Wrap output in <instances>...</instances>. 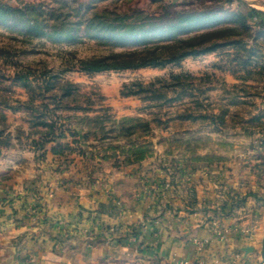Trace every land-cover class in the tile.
Listing matches in <instances>:
<instances>
[{
	"label": "rangeland",
	"instance_id": "374dc122",
	"mask_svg": "<svg viewBox=\"0 0 264 264\" xmlns=\"http://www.w3.org/2000/svg\"><path fill=\"white\" fill-rule=\"evenodd\" d=\"M0 4L34 7L50 21L39 35L27 32L25 23L0 21V151L31 153L38 170L50 153L56 172L88 184L104 171L148 162V170L164 175L162 185L190 200L196 196L193 175H208L211 165L229 156L246 155L253 168L264 167L263 8L243 0ZM56 16H67V28L81 37L53 35ZM96 16L123 25L117 36L89 28L88 19ZM178 16L185 17L179 27L160 29ZM126 24L148 34L134 40ZM174 47L199 54L164 67L81 69L87 60ZM262 241L256 248L260 264Z\"/></svg>",
	"mask_w": 264,
	"mask_h": 264
},
{
	"label": "crops",
	"instance_id": "0c3cea01",
	"mask_svg": "<svg viewBox=\"0 0 264 264\" xmlns=\"http://www.w3.org/2000/svg\"><path fill=\"white\" fill-rule=\"evenodd\" d=\"M250 159L195 173L190 200L148 162L75 183L50 153L38 170L31 153L2 149L0 264H260L264 167Z\"/></svg>",
	"mask_w": 264,
	"mask_h": 264
},
{
	"label": "trees",
	"instance_id": "16d2710c",
	"mask_svg": "<svg viewBox=\"0 0 264 264\" xmlns=\"http://www.w3.org/2000/svg\"><path fill=\"white\" fill-rule=\"evenodd\" d=\"M35 13V14H34ZM38 15L36 8H19V7H10L7 5L0 4V21L8 22L15 21L16 25H20V23H25L27 26L26 31L32 32L35 34H45L46 27H41V25H45L49 23V19L44 17H40ZM184 16H178L173 19V23H170L167 26L160 27V29H175L180 26ZM54 22L52 23L51 33L56 36H60L62 34H66V37L70 40H76L81 36H78L75 31L67 28V16H56L54 17ZM113 21H106L103 17H92L88 19V27L92 29L102 30L105 33V37H114L116 31L120 29L123 25H116ZM73 25V24H72ZM125 29L129 31L130 38L136 40L140 38H145L148 34L147 31H143V27L134 26L131 24H126ZM135 27L140 28L138 31H135ZM94 37L100 35H92ZM121 37V36H120ZM123 38V37H122ZM194 48V47H191ZM213 48V47H212ZM212 50L211 47L205 49L203 52H207ZM199 54L194 49L191 51L182 50V47H174L172 51L169 53H164L163 51H159L157 49L151 52H145L141 56L128 55L123 58H120L119 55H113L109 57L92 59L81 62V69L89 72V73H99L107 70H123V69H138L144 67H164L165 65L176 62L181 58L187 55ZM51 134V132L49 133Z\"/></svg>",
	"mask_w": 264,
	"mask_h": 264
},
{
	"label": "water",
	"instance_id": "95a60500",
	"mask_svg": "<svg viewBox=\"0 0 264 264\" xmlns=\"http://www.w3.org/2000/svg\"><path fill=\"white\" fill-rule=\"evenodd\" d=\"M243 1L247 4L255 5V6H258L264 9V2L262 1H259V0H252V1L243 0ZM262 245H263V250H264V237H263ZM261 264H263V262Z\"/></svg>",
	"mask_w": 264,
	"mask_h": 264
}]
</instances>
